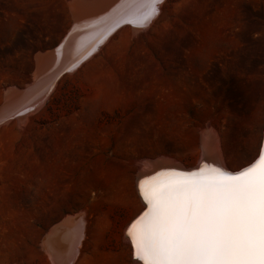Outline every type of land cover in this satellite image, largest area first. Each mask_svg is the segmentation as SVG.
<instances>
[{
    "label": "rangeland",
    "instance_id": "rangeland-1",
    "mask_svg": "<svg viewBox=\"0 0 264 264\" xmlns=\"http://www.w3.org/2000/svg\"><path fill=\"white\" fill-rule=\"evenodd\" d=\"M70 2L0 0V119L11 91L33 84L38 54L69 33ZM159 7L154 24L117 30L58 78L38 111L0 121V264H53L44 237L70 216L84 243L72 264H141L129 227L148 206L141 185L156 184L149 170L198 168L213 139L228 171L259 156L264 0Z\"/></svg>",
    "mask_w": 264,
    "mask_h": 264
},
{
    "label": "snow or ice",
    "instance_id": "snow-or-ice-1",
    "mask_svg": "<svg viewBox=\"0 0 264 264\" xmlns=\"http://www.w3.org/2000/svg\"><path fill=\"white\" fill-rule=\"evenodd\" d=\"M141 189L149 211L129 236L144 264H264V154L235 175L213 168Z\"/></svg>",
    "mask_w": 264,
    "mask_h": 264
},
{
    "label": "bare ground",
    "instance_id": "bare-ground-1",
    "mask_svg": "<svg viewBox=\"0 0 264 264\" xmlns=\"http://www.w3.org/2000/svg\"><path fill=\"white\" fill-rule=\"evenodd\" d=\"M96 1H98V3L94 5L91 4L90 6L88 5ZM162 2H164V0H160V3L153 5L150 3V0H71L70 15L72 16V27L69 33L65 36L58 48L47 51V53L42 54L41 52L38 54L36 58L37 69L33 84L31 83L32 85L28 86L27 89L25 88L26 90L11 91L10 95H8L10 96L8 98L9 101L7 102L10 104L11 110L8 111V116L1 118L0 121L8 120L12 117L18 120H24L28 115L38 111L44 105L48 96L51 95L50 92L53 91H51L52 87L54 89L53 84L58 78L78 69L84 62L89 60L99 48H102L101 46L104 45L117 30L128 26L135 31L143 30L155 19L158 8H160L159 6ZM89 30L92 31L88 33ZM210 137L212 138V135L206 140H209ZM205 138H207V136ZM216 139L219 140L218 137ZM213 141L204 144L206 153L208 154L206 156L207 160L198 168L184 169L182 168V163L181 166H177L168 161L162 163V173L154 172L151 174L149 170V173L147 172L145 175L148 177L149 181L153 182L152 180H154L156 182V184H152L153 186L151 185L149 188H163L178 174L199 175L201 171L207 173L213 168H218L226 174L232 175L225 169L224 163L221 161L223 154L220 156V153H218L220 152L219 150L222 149L219 148V146H221L219 144L220 141L217 143H215L214 139ZM216 144H219V149H217ZM261 151L262 154H264V137ZM221 153L223 152L221 151ZM159 161H161V159ZM258 162L259 160L256 163ZM143 173L145 172L143 171ZM143 176L144 175H142V177ZM141 179L142 178H139V180ZM147 186L149 185H147L146 181V186L144 187L147 188ZM149 207L148 205L145 212L149 211ZM143 214L138 217L131 226L140 219ZM131 226L129 227V231L131 230ZM82 237L83 230L80 219L70 216L52 227L50 232L44 237L43 248L47 251L53 264H72L77 257L78 246L82 247L84 244L79 245ZM138 261L144 264L143 260Z\"/></svg>",
    "mask_w": 264,
    "mask_h": 264
},
{
    "label": "water",
    "instance_id": "water-1",
    "mask_svg": "<svg viewBox=\"0 0 264 264\" xmlns=\"http://www.w3.org/2000/svg\"><path fill=\"white\" fill-rule=\"evenodd\" d=\"M96 3H98V1H96V2H94V3H89L88 5L90 6L91 4L94 5V4H96ZM61 42H62V41H61ZM60 44H61V43H60ZM60 44H58L54 49L58 48V47L60 46ZM54 49H53V50H54ZM261 155H262V151L259 153V156L256 158V160H255L253 163H251L250 165H248V166H251L252 164L256 163V162L259 160V157H260ZM201 163H202V161L199 163L198 167L201 165ZM246 167H247V166H246ZM244 168H245V167H244ZM241 170H242V169H241ZM241 170H239V171H241ZM239 171H236V172L228 171V172H230L232 175H235V174H237ZM145 211H146V210H144L143 213H144ZM143 213H142V214H143ZM142 214H141V215H142ZM141 215H140V216H141ZM140 216H139V217H140Z\"/></svg>",
    "mask_w": 264,
    "mask_h": 264
}]
</instances>
